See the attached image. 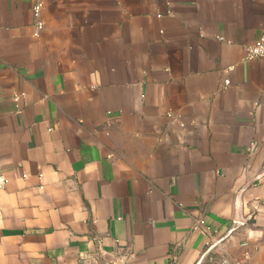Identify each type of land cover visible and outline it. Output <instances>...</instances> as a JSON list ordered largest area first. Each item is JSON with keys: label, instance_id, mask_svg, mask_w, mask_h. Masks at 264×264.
Returning <instances> with one entry per match:
<instances>
[{"label": "crops", "instance_id": "0c3cea01", "mask_svg": "<svg viewBox=\"0 0 264 264\" xmlns=\"http://www.w3.org/2000/svg\"><path fill=\"white\" fill-rule=\"evenodd\" d=\"M263 29L264 0H0V264H264Z\"/></svg>", "mask_w": 264, "mask_h": 264}, {"label": "built area", "instance_id": "2783aa9c", "mask_svg": "<svg viewBox=\"0 0 264 264\" xmlns=\"http://www.w3.org/2000/svg\"><path fill=\"white\" fill-rule=\"evenodd\" d=\"M40 7H41L40 2H36L32 6L34 14H37L39 12ZM41 28H42V23L39 20L36 21L35 34H37L41 30ZM261 56H264V29L262 30L260 37L255 42H253L252 44L246 47V57L248 59H253V58H257ZM223 84L227 86L229 84V79L225 78ZM18 96H19L18 94L15 95V97H18ZM7 181H8V178L6 176L0 175V188H4ZM241 245L245 246V243H241ZM242 257H243V260H238V259H233L228 256H223L222 258H220L218 264H245L244 260L250 257L249 250L245 249L242 252Z\"/></svg>", "mask_w": 264, "mask_h": 264}]
</instances>
